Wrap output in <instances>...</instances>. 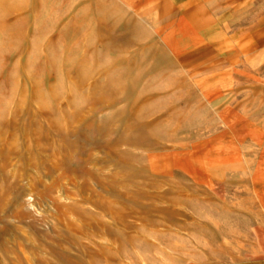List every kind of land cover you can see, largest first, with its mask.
Masks as SVG:
<instances>
[{"label": "rangeland", "instance_id": "obj_1", "mask_svg": "<svg viewBox=\"0 0 264 264\" xmlns=\"http://www.w3.org/2000/svg\"><path fill=\"white\" fill-rule=\"evenodd\" d=\"M147 1L0 0V264L264 254L245 250L239 185L209 191L183 172L215 126L207 57L263 46L264 0ZM185 13L221 26L164 42L159 25ZM189 31L179 21L173 40Z\"/></svg>", "mask_w": 264, "mask_h": 264}, {"label": "crops", "instance_id": "obj_2", "mask_svg": "<svg viewBox=\"0 0 264 264\" xmlns=\"http://www.w3.org/2000/svg\"><path fill=\"white\" fill-rule=\"evenodd\" d=\"M179 21H183L190 31L173 40L174 28ZM217 24L221 26V23L197 26L185 13L179 14L173 22L161 23L158 29L164 42L170 38V44L185 42L192 46L204 41L215 31ZM262 44L254 50L227 46L207 57L215 60V67H208L201 74L205 78L201 81L200 92L205 104L212 109L215 126L201 136L199 163L192 162L183 170L191 181L209 191L226 181L239 185L236 201L242 208V216L251 221V238L243 244L249 246L245 250L255 252H264V40ZM192 264H264V254Z\"/></svg>", "mask_w": 264, "mask_h": 264}]
</instances>
